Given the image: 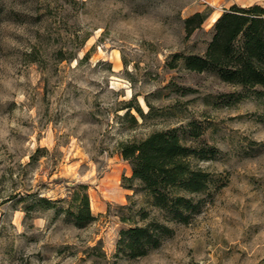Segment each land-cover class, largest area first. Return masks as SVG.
Wrapping results in <instances>:
<instances>
[{"label": "rangeland", "instance_id": "obj_1", "mask_svg": "<svg viewBox=\"0 0 264 264\" xmlns=\"http://www.w3.org/2000/svg\"><path fill=\"white\" fill-rule=\"evenodd\" d=\"M254 4L264 0H0V264H264V102L225 105L217 95L234 88L167 65L204 53L214 16ZM196 12L207 17L186 37ZM129 101L149 110H131L135 127L121 118ZM175 127L212 149L194 162L209 189L189 223H168L156 249L129 258L120 231L144 223L141 209L161 216L124 187L117 144ZM77 184L94 217L83 227L64 211Z\"/></svg>", "mask_w": 264, "mask_h": 264}, {"label": "trees", "instance_id": "obj_2", "mask_svg": "<svg viewBox=\"0 0 264 264\" xmlns=\"http://www.w3.org/2000/svg\"><path fill=\"white\" fill-rule=\"evenodd\" d=\"M206 12H196L183 20L185 36L189 37L201 26ZM209 40L203 54L177 52L167 65L181 66L187 71L210 73L235 91L217 95L225 105H232L248 96L264 102V7L254 4L246 7L230 6L213 21L208 31ZM86 56V55H85ZM122 119L138 125L134 110L141 120L144 114L138 105L129 101ZM182 128L154 131L139 140H126L117 144L121 159L129 164L130 177H123L124 187L141 193L150 208L159 212L161 220L150 217L141 209L142 225L121 230L117 241L118 252L129 258L145 256L156 249L173 230L170 222L187 224L199 212L200 200L196 196L207 193L210 174L194 162L213 157L210 147L187 146L181 137ZM189 135L197 138L200 132L190 124ZM39 151V150H38ZM31 156V160L34 159ZM132 196H127L131 204ZM71 205L64 210L77 227L94 220L89 210L87 186L77 184L69 194ZM38 203L53 208L57 202L39 198ZM125 208L129 209L131 205Z\"/></svg>", "mask_w": 264, "mask_h": 264}, {"label": "bare ground", "instance_id": "obj_3", "mask_svg": "<svg viewBox=\"0 0 264 264\" xmlns=\"http://www.w3.org/2000/svg\"><path fill=\"white\" fill-rule=\"evenodd\" d=\"M217 17H218V15L214 16V17L212 18V22H213Z\"/></svg>", "mask_w": 264, "mask_h": 264}]
</instances>
